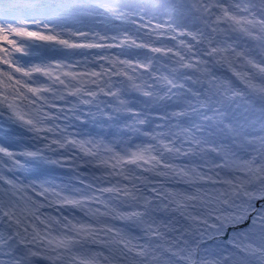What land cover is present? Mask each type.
I'll use <instances>...</instances> for the list:
<instances>
[{"label": "snow or ice", "instance_id": "6c2138e0", "mask_svg": "<svg viewBox=\"0 0 264 264\" xmlns=\"http://www.w3.org/2000/svg\"><path fill=\"white\" fill-rule=\"evenodd\" d=\"M0 264H264V0H0Z\"/></svg>", "mask_w": 264, "mask_h": 264}]
</instances>
